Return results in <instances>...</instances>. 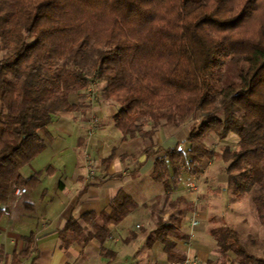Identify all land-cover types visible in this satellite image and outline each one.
<instances>
[{"label": "trees", "instance_id": "trees-1", "mask_svg": "<svg viewBox=\"0 0 264 264\" xmlns=\"http://www.w3.org/2000/svg\"><path fill=\"white\" fill-rule=\"evenodd\" d=\"M263 4L0 0V217L12 186L36 184L38 174L26 179L21 169L44 149L53 116L80 107L70 94L99 85V99L118 106L112 121L123 140L189 123L186 152L166 149L152 165V179L166 192L178 184L182 166L196 174L219 156L226 162L230 198L247 197L264 228ZM230 133L236 135L234 148L217 152L207 146L208 137L222 141ZM136 208L120 191L110 213L84 214L86 228L70 219L62 237L104 240L109 227ZM219 219L208 218L217 252L209 264H264V235L245 233V218L242 231ZM153 233L171 262L185 260L172 239L188 236L172 222Z\"/></svg>", "mask_w": 264, "mask_h": 264}, {"label": "crops", "instance_id": "crops-1", "mask_svg": "<svg viewBox=\"0 0 264 264\" xmlns=\"http://www.w3.org/2000/svg\"><path fill=\"white\" fill-rule=\"evenodd\" d=\"M69 100L80 107L53 116L44 149L21 169L26 179L38 174L36 184L3 204L0 264H181L169 260L164 243L153 233L166 221L188 236L172 239L174 251L184 254L189 264H209L217 255L208 232L211 216L197 208L201 202H191L179 191L191 176L184 179L181 171L177 186L168 192L151 177L152 165L164 150L181 149L186 137H178L179 128L165 125L151 137L123 140L112 121L117 105L87 93H72ZM148 149L157 153L148 155ZM145 177L155 183L152 191ZM120 191L137 208L111 225L108 237L85 242L62 237L70 219L86 228L84 214L110 213ZM189 206L194 209L187 210Z\"/></svg>", "mask_w": 264, "mask_h": 264}, {"label": "rangeland", "instance_id": "rangeland-1", "mask_svg": "<svg viewBox=\"0 0 264 264\" xmlns=\"http://www.w3.org/2000/svg\"><path fill=\"white\" fill-rule=\"evenodd\" d=\"M259 20L264 21V4L260 11ZM251 25V24H250ZM253 25V24H252ZM98 86L92 85L86 90L88 97L99 98ZM186 125H181L177 129L178 137L183 139L188 135V122ZM169 126V125H168ZM172 126H170L171 128ZM236 141V135L230 133L226 139L222 141H217L213 136L206 139V144L209 148L219 152L223 150L225 146L234 148ZM177 147V146H175ZM188 143L184 142L181 145L182 151L186 152ZM178 148V147H177ZM186 161H187V156ZM226 162L219 156L214 157L210 162H207L206 166L200 167L196 174H192L188 169L187 165L182 166L181 170L185 172V178L191 176L194 183V187L190 186L188 182H184V187L180 186L179 191L184 195H188L191 198V202H201L197 203V208L203 211H207L209 216H215L220 221L219 217L224 220V222L229 223L232 227H237L242 231V221L245 218L248 227L245 233L251 230L253 233L257 234L259 237H263L264 228L256 219V215L253 211L252 205L247 197L241 200H233L230 198L228 191L226 190V172H225ZM187 176V177H186ZM147 189L152 191V186L154 182L148 177L144 179ZM159 185V183H157ZM177 186V185H176Z\"/></svg>", "mask_w": 264, "mask_h": 264}, {"label": "built area", "instance_id": "built-area-1", "mask_svg": "<svg viewBox=\"0 0 264 264\" xmlns=\"http://www.w3.org/2000/svg\"><path fill=\"white\" fill-rule=\"evenodd\" d=\"M90 173H91V171H90ZM89 173V174H90ZM89 176V175H88ZM190 182H188V183H190L189 185L190 186H192V187H194V183H193V181L192 180H189ZM26 192V188H24V187H20V186H12V195L13 196H16V197H19V196H22L24 193ZM170 221H166V223H169ZM197 222H193V224L195 225ZM181 264H189V262H188V260H184V261H182L181 262Z\"/></svg>", "mask_w": 264, "mask_h": 264}]
</instances>
